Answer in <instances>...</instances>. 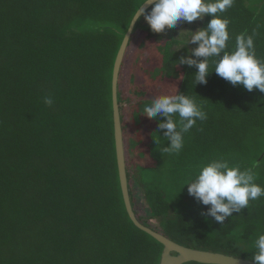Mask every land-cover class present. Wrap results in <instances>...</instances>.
I'll return each mask as SVG.
<instances>
[{
    "label": "trees",
    "instance_id": "16d2710c",
    "mask_svg": "<svg viewBox=\"0 0 264 264\" xmlns=\"http://www.w3.org/2000/svg\"><path fill=\"white\" fill-rule=\"evenodd\" d=\"M144 2L0 0V264H160L164 245L134 224L125 204L113 106L115 62ZM221 15L230 20L229 47L237 35L254 34L256 56L264 60V0H234ZM145 23L140 18L135 26L118 83L134 212L179 245L251 260L254 240L264 232V196L220 224L205 220L210 206L182 186L215 158L251 168L264 186V93L233 86L211 62L207 83L195 86V66L175 63L197 45L158 47L163 62L155 76L180 79L178 92L202 105L207 119L184 134L179 153L169 154L160 151L170 144L165 130L159 144L153 141L154 118V164L132 168L125 110L140 132L151 99L127 95L123 69L138 29H148V38L165 37ZM45 97L53 103L45 104ZM142 142L132 139L131 150ZM136 187L148 216L136 204Z\"/></svg>",
    "mask_w": 264,
    "mask_h": 264
},
{
    "label": "clouds",
    "instance_id": "9594fccd",
    "mask_svg": "<svg viewBox=\"0 0 264 264\" xmlns=\"http://www.w3.org/2000/svg\"><path fill=\"white\" fill-rule=\"evenodd\" d=\"M233 3L234 0H145L144 4H149L150 8L140 6L133 21L137 17L143 18L153 33H163L176 28L179 23H192L210 16L206 27L179 32L188 33V39L186 46L177 50L189 44L197 47L188 48L189 54L181 56L175 65L195 66V86L206 84L208 75L214 71L233 86L264 93V60L256 56L254 34L244 32L237 35L235 47H229L230 20L221 14ZM210 62L214 64L213 71H209ZM44 102L51 105L53 100L45 97ZM141 114L156 119L158 127L153 132L157 133L153 139L156 145L160 143V130H165L163 138L170 144L162 146L160 151L169 154L179 153L184 145V134L196 125L197 120L207 119L203 106L194 98L179 93L177 88L176 94L155 96L144 106ZM185 185L190 196L210 206L202 213L205 220L211 217L220 224L234 212L248 208L250 201L264 196V186L256 183V174L251 168L242 170L239 165L230 166L229 161L223 158L211 159L199 166L195 177L185 181L182 189ZM253 246L255 251L249 259L255 264H264V232L257 235Z\"/></svg>",
    "mask_w": 264,
    "mask_h": 264
},
{
    "label": "rangeland",
    "instance_id": "374dc122",
    "mask_svg": "<svg viewBox=\"0 0 264 264\" xmlns=\"http://www.w3.org/2000/svg\"><path fill=\"white\" fill-rule=\"evenodd\" d=\"M202 20H197L192 23H179L176 28L168 29L161 33L164 35L163 40H156L155 38L147 37L148 29H138L136 36L132 40V46L130 48L129 55L127 56L126 63L123 69V82L122 87L133 100L140 99H153L157 95L176 94V88L179 91L180 79H169L163 78V75L160 73L155 76V73L158 71V68L162 66L163 56L159 52L158 47L165 46L168 43L172 42V49L176 51H182L184 48L177 50L182 46H186V41L188 39V33L179 32L181 30H192L195 31L199 28ZM146 27L150 28L147 23ZM144 24V25H145ZM179 34V35H178ZM166 38V39H165ZM180 43H177V42ZM190 45V44H189ZM188 45V46H189ZM125 120L131 126H128L127 133V147L129 148V163L133 168L136 165L150 166L154 164L153 159L150 156V135L153 131L155 120L153 118H145L143 125L140 126L141 130L136 127L132 118L129 115V112L125 110ZM139 138L143 139V142L132 151L130 148L131 140H138ZM144 153V156L141 157L140 154ZM136 204L142 212L143 216H148L149 211L146 208L143 200L142 194L136 187ZM205 251V250H201ZM212 252V251H209Z\"/></svg>",
    "mask_w": 264,
    "mask_h": 264
},
{
    "label": "water",
    "instance_id": "95a60500",
    "mask_svg": "<svg viewBox=\"0 0 264 264\" xmlns=\"http://www.w3.org/2000/svg\"><path fill=\"white\" fill-rule=\"evenodd\" d=\"M142 8L148 9L150 8V5L144 4ZM139 19L140 18L137 17V20H134L133 23H131L130 25V28L119 50L113 72V106H114L117 158L119 165L121 187L128 213L132 221L138 228L149 233L164 245V251L162 254L160 264H185L188 262H199L204 264H255L254 261L246 260L240 257L230 256L217 252L201 251L179 245L176 242L164 236L163 234L142 224L138 220L134 212L133 206L131 204V198L128 187L124 138H123L122 124H121V114L118 103V83H119L120 72L122 69L124 57L127 48L129 46V42L132 38L135 26Z\"/></svg>",
    "mask_w": 264,
    "mask_h": 264
}]
</instances>
